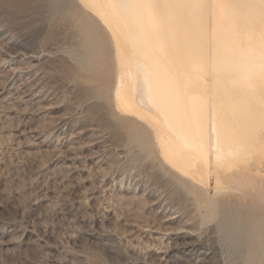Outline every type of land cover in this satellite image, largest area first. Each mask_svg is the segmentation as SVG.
<instances>
[{
  "label": "rangeland",
  "instance_id": "rangeland-1",
  "mask_svg": "<svg viewBox=\"0 0 264 264\" xmlns=\"http://www.w3.org/2000/svg\"><path fill=\"white\" fill-rule=\"evenodd\" d=\"M88 1L0 0V264H264V128L257 137L254 128L252 132L246 125L257 121L249 116L250 110L264 108V74L260 84L256 71L250 75L256 76L262 92L256 81L253 101L248 97L241 105L232 103L234 107L215 105L205 78L208 90L201 94L211 99L206 103L212 107L204 108L213 109L208 118L203 114L206 123L216 128L227 116L237 118L239 134L234 121L227 122L233 127L226 128V123L220 127L226 125L229 140L250 137L253 146L243 138L226 145L223 132L217 129L219 139L208 129L212 147L208 155L217 148L226 155L206 154L211 167L195 187L187 176L170 168L161 139L157 144V129L166 127L167 120L141 92L142 70L126 51L120 52L124 46L117 43L124 34L119 37L114 26L122 32L123 18L111 15L115 21L109 15L110 22L107 17L99 21L93 16L100 12V1ZM210 1L201 2L207 14L221 5L215 12L219 21H214L215 13L207 15V21L212 17L207 23L212 38L225 22L226 12L219 9L228 10L226 1L229 6L237 1L213 0L216 7ZM211 7L213 13L207 10ZM228 21L224 28L229 30H221L236 28ZM209 46L215 50L214 43ZM125 68H132L131 73ZM124 76L130 84L123 83ZM130 85L138 91L130 90ZM128 96L134 97L139 115L126 106ZM232 110L240 113L234 115ZM155 113L160 115L152 117ZM240 116H248L246 124ZM240 120L248 129L241 128ZM240 133L243 136L238 137ZM233 153L242 154L241 159ZM260 195L262 206H256L251 196ZM243 228L249 235L241 237Z\"/></svg>",
  "mask_w": 264,
  "mask_h": 264
},
{
  "label": "bare ground",
  "instance_id": "bare-ground-1",
  "mask_svg": "<svg viewBox=\"0 0 264 264\" xmlns=\"http://www.w3.org/2000/svg\"><path fill=\"white\" fill-rule=\"evenodd\" d=\"M90 1H88V2L91 4ZM95 1H97V0H95ZM99 1H98L99 3H97V4H98V6L100 4V9L98 8V10L100 12H98V14L96 16H93V18H96L97 20L100 21L104 17L108 18L109 15H110L109 18L110 17L112 18L111 15H113V17H115V18L119 17V19H121V18L124 19V20L123 19L120 20V21H122L121 22L122 32H121V30H119V28H117L119 26H114V23H110V24H112V26H114L115 33L117 32L118 35H120L122 33L124 34L123 39L120 38L121 43L117 40L118 37L117 38L115 37L116 35L115 36L113 35V39L116 38V40L118 41L117 44H121V46L122 45L124 46V49L119 48L120 50L123 49V51H120V50L119 51L123 52V53H124V51H126V53L129 55V59L130 58L134 59L133 62H136L135 64H137V67L142 70V74H143L142 78L144 80L143 82L146 85L143 84L142 80L139 81L138 84L141 88H143L144 92L142 90H141V92H142V94L144 93V96H146L148 102H150L148 104H150V105L153 104L152 106L157 107V108L154 107L153 109H158L159 112H161V114H163V117L165 116L163 119L165 120V118H166V120H167L166 127L161 128L160 127L161 125H160L159 126L160 129H157V131L159 133L157 134V136H155V137H157L156 141L161 139L160 144H161L162 148L164 149L163 155H164L165 160H167L169 162V165L171 166V167L169 166L170 168H173L174 171L176 170L177 172L179 171V172L183 173V175L187 176V179H189V181L192 184H194L195 187H197L201 182L200 178L203 175H205L206 170H209L208 168L211 167V166L208 167V164L210 162V161L208 162V158L211 157L210 155H212V153L214 154V152L215 153L218 152L217 151L218 148L216 149L213 147L214 150L216 149V151H214L210 155H208V153H210L209 150L212 147H209L208 140L210 138L206 136L207 130L209 129V131L213 132V134L216 132V134H214V135H216V137H218L217 136L218 135L217 129L220 131L219 133L223 132L225 137L222 138V140H223L222 142L226 143L230 139V138L228 139V137H227L228 136L227 133H229V132H228V130L224 129V126L226 127V125H223V127H220V126L222 125V123L227 124V122H228V124H229V122L231 123V121H234V120H232L233 117L230 116V118H229V116L226 115L228 117V119H231V120L230 121H228V119L224 120L226 122L225 123L222 122L219 125L220 121L219 122L216 121V119H218V118H216L219 114L218 113L217 116H215V118H214L215 119L214 122H218L219 127H217V125H216L217 123L216 124L214 123L216 125V128H213L212 125L211 126L208 125L207 124L208 122L206 121V119L204 117L206 116V118H208V116H207L208 113L211 112V110L213 111V109L210 110V107H207L209 110V111H207L204 107H206L208 105L211 106V104H208V102L211 99L206 97L209 99V100L207 99L208 102L206 103L207 100L204 97L205 95H203L201 93H204L205 92L204 88L209 85L208 86V87H210L209 89L211 90V92L213 91V93H212V95H213L212 99L213 100L212 101L215 102V105L216 104L218 105L220 103H222V104H224V103L230 104L231 103L230 106H232V107L235 106L232 103H234L236 101H240L239 103L241 105L242 99H245V98L248 99V97L250 99L256 95L257 86H256L255 82L259 79L261 80L260 75L264 74V70H263V66H264V45H263L264 44V0H236L237 2H234V3L232 2L231 6H229L230 4L226 5L227 3H229L228 1L220 0L222 2L226 1L225 7H229L228 10H226V8H224L223 6H222V8L225 10L219 9V10L227 13V14L224 13L226 15V17H224L225 19L223 18V20L225 22H226V20H229L227 23L230 22L229 25L232 27L235 26L236 28L233 29L234 27L231 28L230 26H228L231 28L230 29L231 31L221 30L222 28H224V26L228 25V24L225 25V22L223 21L224 23L223 22L222 23L224 24V26L221 27L223 25L222 24L220 26L221 28L219 27L220 28L219 30H217V28H216V30H214L213 28H215L214 27L215 25L213 26L212 32L215 31V33L212 35V38L210 37L211 36L210 31L211 30L209 31V27H208L212 17H210L211 19L209 21H207L209 18L207 15L214 16L213 14L217 11L216 8L221 7V5H220V7H216L217 5L212 4L213 0H212V2L211 1L210 2L212 5H214L216 7V8H214L215 9L214 13L212 12V10H210V9H212V7L207 8V10L209 12L211 11V13H213L212 15L210 13L207 14V11H205V9H203L204 8L203 4H201V2H206L207 0H99ZM229 1H233V0H229ZM79 2H80V0H79ZM143 2H144V4H143ZM210 2H208V3H210ZM94 3H96V2H94ZM217 3H218V1H217ZM85 4H87V1ZM92 4H93V1H92ZM212 5H210V6H212ZM198 6L201 8H199ZM205 6H207V4H205ZM85 8L86 7L84 6V9ZM91 8H93V7H91ZM86 9L88 10V8H86ZM220 13H217L218 17L221 16ZM122 14H124V15H122ZM90 16H92V15H90ZM215 18H216V13H215V17L213 18L214 21H215ZM110 19H109V22H110ZM112 19H114V18H112ZM104 20H106V19H103V21ZM115 21H117V20H115ZM220 21H221V19H220ZM111 22H113V21H111ZM207 23H209V24H207ZM217 23L220 24L219 22H217ZM105 24H107V26H105V27H107V29L108 28L110 29V26H108V23L105 22ZM115 24H118V23H115ZM212 24H214V22ZM211 25H210V27H211ZM228 27H226V28H228ZM245 29L248 30V32H249V34L245 33V35H247L245 37L246 39H244V36L242 34L243 32L246 31ZM225 30H229V29H225ZM112 31H113V29H112ZM112 34H113V32H112ZM121 36L122 35H120L119 37H121ZM124 37H125V39H124ZM242 37L244 39L243 41H245L246 43L243 41H241V43L243 42L245 45L240 44V40H242L241 39ZM123 40L125 43L123 42ZM210 43H214L213 47H215V50H212L213 48H211V46H209ZM115 45H116V43H115ZM116 46L121 47L118 45H116ZM128 47H129V49H127ZM128 50H130V52ZM211 50L213 53L212 57L214 58L213 64L210 60ZM116 51L119 52L117 49H116ZM126 53H124V54H126ZM125 56L127 57V55H125ZM126 57H125V59H126ZM129 59L127 57V60H129ZM127 60H125V61H127ZM121 63L122 62H120L119 64H121ZM123 63H122V65L124 67L128 66V65L123 64ZM127 63H128V61H127ZM210 63L213 66L212 69H211ZM123 66H121V68ZM119 67H120V65L118 66V68ZM120 69H119V71H120ZM127 71H129V73H131L130 71H132V68H131V70L128 69ZM133 71L136 72V69H134ZM255 71L257 73V75H256L257 80H254V78L256 79V76H254V78L252 77L253 76L252 73L255 74L254 73ZM121 72L125 73V71L123 69H122V71H120V73ZM134 75L132 77H134ZM250 75H252V76H250ZM137 76H138V74H137ZM125 77L126 76H124V78ZM206 77L209 80L208 85H207V82H205ZM125 80H122L123 83L125 82V85H126V83L130 84V82L128 81V78H127V81H125ZM260 80H259V84L264 82L263 79H262L263 82H261ZM134 81L136 83H133V84H136L138 86L137 80H133V82ZM205 83L207 86H205ZM257 84H258V81H257ZM259 84H258V88L260 87ZM263 85H264V83H263ZM121 86L122 85H120V87ZM124 86H122V88ZM133 86H131L132 88H130V90H132L133 88H135L137 90V87L136 86L133 87ZM207 88H205V89H207ZM229 89H230V91H229V93H227L226 91H228ZM262 90H263V88H262ZM119 91H121V88ZM258 91H261V87H260V90H258ZM115 92H117V91H115ZM124 92H126V91H124ZM127 93H128V90H127ZM135 93L137 94V92H134L132 94L136 96ZM207 93H210V92L207 91ZM259 93H257V96L259 95ZM129 94H130V92H129ZM132 94H130V95H132ZM127 95L128 94H126V96ZM128 97L130 98V96H128ZM115 98H114V100H115ZM127 98L125 99L126 106L133 113L136 112L137 115H139V111H138L139 107L134 103V101H133L134 97H133V99L130 98L128 100H127ZM119 100H120V97H119ZM250 100H252V99H250ZM263 101H264V98H263ZM254 102H255V98H254ZM258 102H261V99H260V101L258 100ZM258 102H255V103H258ZM209 103H211V102H209ZM119 104H120V101H119ZM206 104H208V105H206ZM222 104H221V106H222ZM116 105L117 104L115 103V106ZM121 105H122V103L120 104V106ZM253 105H256V104H253ZM228 106L226 105L225 109H227ZM230 106H229V108L232 109V107H230ZM239 107L237 109H239ZM249 108H251V107H249ZM256 108H258V107H256ZM125 109H126V107H125ZM125 109H124V111H125ZM228 109H227V113H228V111L231 112V110H228ZM263 109L264 108L261 109V107H260V110H257V109L254 110L253 109L254 111L248 109V110H250L249 116L254 117V118L256 116V118H257V121H254V119H253V121H251L250 123L248 122L249 124H246V122L244 121V119L247 118L248 116H246L244 119H243V117L245 115H242L243 117L240 116L243 119L244 123L247 126L248 125L250 126L249 128H251V130H252V128H254V130H255L254 133L257 135V137L262 133L263 128H264V110ZM142 110L144 111L145 109H142ZM205 110H206V112H205ZM214 110H216V109L214 108ZM220 110H221V108H220ZM245 110H247V108ZM118 111L120 112L121 110L119 109ZM155 111L157 113V110H155ZM219 111H217V112H219ZM126 112H129V111H126ZM126 112H124V113L127 114ZM146 112H148V111L145 110V112H144L145 115H147ZM220 112H223V111H220ZM245 112L247 113V111H245ZM204 113L206 114L205 116L203 115ZM214 113H216V112H214ZM237 113H240V110ZM237 113H235V110L233 111L234 115ZM242 113L244 114L243 111H242ZM258 113L261 116H259ZM125 114H123V115H125ZM132 114H130V115H132ZM155 114H153L152 117L153 116L156 117L157 115H160V114H156V115ZM127 115H129V114H127ZM145 115H144V117H145ZM220 115H221V117H222V115L224 117L225 114L220 113ZM230 115H231V113H230ZM238 115H236V116H238ZM257 115L259 117H257ZM140 116H142V114ZM226 116L224 117L225 119L227 118ZM132 117L137 118V116H135L134 114ZM150 117L151 116H149L148 118H150ZM213 117H214V115H213ZM213 117H212V119H213ZM223 117H222V119H223ZM235 118L236 117L234 116V119ZM236 119L234 121L235 123L233 122L234 124H236V126L234 125L235 129H236V127H238L237 126L238 124L236 122L238 119L237 120ZM138 120H140V118ZM152 120H153V118H151V121ZM160 120H158V122ZM213 120H211V123H213L212 122ZM143 121H144V119H143ZM147 121H149V120H147ZM221 121H223V120H221ZM238 122L240 123V122H242V120H240ZM151 123H153V121ZM160 123H162V121ZM156 124H158V123H156ZM165 124H166V122H165ZM228 124H227L226 128H229L232 126V124H231V126L230 125L228 126ZM240 124L242 125L241 128H243V126L245 127V125H243L242 123H240ZM154 126H156V125H154ZM156 128H157V126H156ZM245 128H247V127H245ZM213 129H215V130H213ZM235 129L233 131H231V133L235 134L234 133ZM236 130L238 133L239 129L237 128ZM241 130L243 131V129H241ZM251 130L250 131L247 130V131L251 132ZM242 131H240V132L242 133ZM247 131H246V133H248ZM252 132H253V130H252ZM153 133H156V132H153ZM241 133L238 137L243 136V135H241ZM233 134H231V135L233 136ZM207 135H208V132H207ZM251 135H252V133H251ZM244 136L247 137L248 135L246 136L244 133ZM219 137H221V135ZM235 137H236V135H234L233 138H235ZM218 138H217V140H218ZM241 138H243V137H241ZM241 138L239 140L237 139L238 142L240 140L242 141ZM243 139L249 141L251 138L249 137V139H248V137H247V139L246 138H243ZM255 139H256V137H255ZM232 140L233 139L231 138V140H229V141L231 142ZM237 140H233V141L234 142L236 141V143H238ZM210 141H211V139H210ZM218 141L220 143L221 140H218ZM233 141H232V143H233ZM213 142H211V143H213ZM251 142H252V140H251ZM257 142H258V140H257ZM214 143H216V142H214ZM223 143H221V144H223ZM157 144H159L158 141H157ZM227 144H228V142L226 143V145ZM245 144L246 143L244 141V143H242V145H245ZM212 145H214V144H212ZM247 145H249L248 142H247ZM218 146L220 148L222 147V145L220 146V144H218ZM245 146H243V147H245ZM252 146H253V142H252V144L249 145V147L251 148ZM223 147H225V146H223ZM236 148H232V149L235 150ZM239 148H241V147H239ZM224 149H226V148H224ZM248 149L249 148H247V150ZM243 150H241L240 152H242ZM223 151H225V150H223ZM227 151L228 150H226V152ZM244 151H246V149ZM253 151H254V149H253ZM226 152H223V153H226ZM232 152H233V150H232ZM236 152H237V154L239 153V151H236ZM218 153L221 154L222 158H223V155L224 156L226 155V154H222L220 152H218ZM206 154L210 157H208ZM242 154H243V152H242ZM231 155H232V153L230 152L229 156L231 157ZM233 155L236 156V153H233ZM241 155L239 154V156H241ZM214 157L217 158L219 156L216 155ZM214 157H212V161H213ZM222 158L219 157V161H222V160H220ZM225 159L226 158H224V160ZM215 160H217V159H215ZM163 162L165 163L164 160H163ZM262 163H264V162H262ZM213 167H215V165ZM208 173H209V171H207V174ZM223 174H226V173H223ZM237 177L239 178V176H237ZM240 177L242 178V176H240ZM235 178H236V176H235ZM222 179L223 178H221V180ZM235 180H237V179H235ZM216 181H217V179H216ZM217 191H219V190H217ZM251 198L256 200V203H257L256 206H258V205L262 206V204H261V203H263V202H261L262 198H263L262 195L251 196ZM239 234L241 235V237L244 234L246 236L249 235V233L244 228L240 230ZM252 255H253V250L251 249L249 256L252 257ZM247 264H252V263H251V261H248Z\"/></svg>",
  "mask_w": 264,
  "mask_h": 264
}]
</instances>
